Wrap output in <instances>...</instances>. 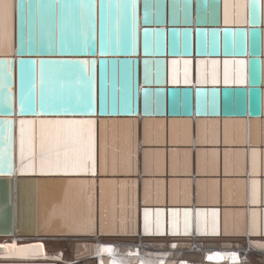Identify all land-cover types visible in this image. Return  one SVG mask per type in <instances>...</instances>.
<instances>
[{"label":"water","instance_id":"water-1","mask_svg":"<svg viewBox=\"0 0 264 264\" xmlns=\"http://www.w3.org/2000/svg\"><path fill=\"white\" fill-rule=\"evenodd\" d=\"M25 5L22 14L16 16V57L0 56V62L11 61L8 65L0 63V74L8 73L5 86L0 87V150L7 149L12 154L14 170L7 174V166L2 169L1 181L17 176V65L23 78L32 64L23 63L36 59L45 60H83L94 59V87L88 103L91 108L98 106L101 116H130L142 112L144 115L157 116H225L261 118L264 115V53H263V1L251 0L249 25L225 26L223 22V0H21ZM95 6L93 16L92 5ZM135 6V13H133ZM22 23V27H21ZM257 23L259 26L257 27ZM148 30L146 37L145 32ZM134 32L138 35V55H132ZM235 32L236 35H231ZM247 32V35H241ZM146 39L152 53L142 55ZM107 48L109 44L121 54L101 57V43ZM87 44L94 50V55H56L53 49L59 47H80ZM22 49V50H21ZM29 49L32 53L29 54ZM39 53L37 55L36 53ZM163 53V54H162ZM145 59L151 60V83L145 81ZM173 59L193 60L192 84L171 83V61ZM200 59H245L248 61V84L225 85L223 83V63L220 65L218 85H198L197 64ZM18 61V62H17ZM103 61H108L107 71ZM129 61L131 72L129 76ZM20 62V63H19ZM33 66V65H32ZM181 79L183 66H180ZM21 79V77H20ZM98 84V98L95 97V83ZM142 89L150 91L148 112L145 111V95ZM219 93L217 103H211V96L198 97L197 90ZM129 93L132 98V113L127 109ZM11 98V105L9 99ZM7 118L16 121L12 125L11 142L8 140ZM30 118V117H28ZM57 119L59 117H48ZM64 119V118H59ZM71 119V118H68ZM251 149H256L255 147ZM7 155V152L5 153ZM32 177V176H31ZM37 177H60L93 180L87 175H50ZM227 177H208L206 180L219 181L221 195L218 203L197 202V178L183 176H100L95 184V232L104 234L109 222H113L107 208H103L101 199V181H116L118 190L114 209L116 235L136 236L142 230L144 210L164 209L167 224L170 226L172 209H190L193 212V230H195V213L199 209L211 211L218 209L221 216L224 179ZM236 179L237 177H229ZM128 181L127 198L122 205L121 190L125 189L123 181ZM191 181L192 193L189 203L180 199L179 203L171 201V182ZM145 181H150V202L145 203ZM157 181H163L162 198L158 197ZM7 183V182H6ZM8 186L9 183H8ZM14 187V184H13ZM92 185L89 183V189ZM10 189V188H9ZM9 194V192H8ZM10 196V194H9ZM163 201V202H158ZM249 203V201H248ZM141 205H143L141 207ZM231 208L235 204H230ZM233 206V207H232ZM13 214V206L10 207ZM264 212V207H262ZM103 213L104 227L100 223ZM110 217V218H109ZM127 219V234H122L123 224ZM108 219V220H107ZM112 224V223H111ZM222 224V222H221ZM220 230L223 234V227ZM7 230V229H6ZM237 235V234H233ZM262 235V234H261ZM261 235H251L259 237ZM264 235V234H263ZM0 264H53L35 262H0Z\"/></svg>","mask_w":264,"mask_h":264},{"label":"bare ground","instance_id":"bare-ground-1","mask_svg":"<svg viewBox=\"0 0 264 264\" xmlns=\"http://www.w3.org/2000/svg\"><path fill=\"white\" fill-rule=\"evenodd\" d=\"M263 1V47H264V0ZM5 3H10L13 5L11 24L8 29L7 35L0 30V56L6 57H16V0H0V7ZM15 28V43L13 39ZM264 53V48H263ZM152 53L151 55H155ZM163 54V53H162ZM146 55L143 51L139 57ZM264 57V56H263ZM18 60V59H17ZM18 62V61H17ZM20 63V62H19ZM29 72L27 78H23L20 66L17 65V116H22V119H53L48 117H55L53 115L37 117L28 111H22V106L25 108L35 102L39 105L41 102V97L48 99L50 102L59 101L61 104V111L66 107L69 109L68 115L61 116H94L87 113H92L91 107L88 103L92 97V87H94V80L89 83L87 80L84 81L83 88L81 87V82L78 77V73L68 67L64 66L62 69L59 65H47L46 74L43 83L40 80L38 71H34V66H29ZM83 67V66H81ZM21 77V79H20ZM68 84V88L63 87V83ZM38 85V87H34ZM264 86V82H263ZM37 111L40 109L36 107ZM75 110L76 114H73ZM96 114V112H95ZM30 117V118H28ZM66 119V118H64ZM19 120L17 118V165L18 171L17 176L23 178L15 177V182L13 179H8L7 181L0 180V257L4 256L1 248L6 249L11 252L10 256H19L23 259L17 260H1L0 262H35V263H50L57 262L62 254H66L68 261L71 264H97L96 256L105 257L106 254L104 248H114L111 246L113 243L110 239H100L98 237L99 233L95 232V207H94V197H95V184L100 176H198V175H231L230 177H237L236 179H230L229 177L224 179L223 185V199L225 206H221V216L220 224L223 227V233L225 231L226 220L231 225V231L235 232L241 219L245 222L244 235L240 236L239 242H241L245 247H247V240L251 237V211L256 209L262 214V207H264V115L261 118H241V117H225L223 122L221 119H202L199 118L197 121V144L199 143L200 121H207V137L211 142L212 139V121H219V134L223 129L225 138V121L230 123L228 127V136L232 143L229 145H237L238 148L228 150L230 153V168L229 173L225 174V164L224 172L220 171L218 174H213V169L211 165V152L213 150L196 149L197 158V172L194 174L191 168L194 152L192 148H177L180 145H191L183 143L185 135V125L184 121H191V137L193 132V121L191 118H173L171 119L170 125L167 124L166 119H146L150 121V131L152 133L151 138L153 140L152 144H145L143 138L142 144V161L143 168L138 167L136 164L139 156V142L137 139V132H133L131 127V147H132V171L131 174H125L123 160L125 158V145L126 137L129 129V125L123 119L121 120H111L107 128H102L100 132V147H99V133L96 130V147H97V171L96 177L93 180H83V179H73V178H60V177H37V176H50L41 175L37 173L36 175H20V159H19ZM145 120V121H146ZM179 121L176 125L177 135L181 143H172V121ZM157 121H163V130L169 128L171 134L169 150L167 147L163 148L164 143L157 144L156 141V130L160 125H157ZM239 121H246V124L241 125ZM132 123V122H131ZM134 124V123H133ZM135 129L139 127L137 122H135ZM144 128V125H143ZM133 135V136H132ZM246 141L241 143L240 141ZM247 141L250 142L249 145L255 147L259 152L258 157V168L259 174L254 176L252 173V150L247 148ZM107 145V172L102 171L101 156L104 150V145ZM225 144V143H224ZM226 145V144H225ZM173 146L175 148H173ZM113 148H115V157L117 161L116 174L113 175L112 172V158H113ZM150 151L152 153L151 160L152 166L150 173L145 172L144 168V152ZM173 151L179 153L176 157L177 168L176 174H173ZM204 151L209 155L207 157V166L204 169V174H201L200 168V157L199 152ZM219 152V150H216ZM157 152L164 153V167L163 174L161 175L157 171L156 160ZM186 153H190L188 157L185 156ZM225 153V152H224ZM249 154V162H248ZM190 161V166L185 169V160ZM168 161H169V172H168ZM225 161V157H224ZM249 171L250 178L246 176ZM190 173V174H187ZM59 175L62 174H52ZM32 176V177H31ZM93 176V175H87ZM256 179L260 181L258 186L259 196L261 203L259 205H253L251 203V181ZM110 181V180H105ZM217 181L214 179L206 180L201 177L197 178V202L198 203H211L214 204V200H218L221 195L220 183L214 185L212 182ZM228 182L227 184L225 182ZM7 182V183H6ZM203 182V183H202ZM8 183L10 186H8ZM89 183L92 185L91 190L89 189ZM14 184V187H13ZM101 187V199L103 201V208H107L109 211V216L113 215V199L115 200V206L117 202L118 190L115 184L105 183L100 184ZM10 188V189H9ZM186 189L189 191L186 192ZM162 186H158V197L159 200L162 198ZM174 185L171 182L170 195L171 201L173 202ZM176 199L184 200L186 194L190 197L192 193V182L190 185H185L184 181H180L178 185L175 186ZM10 196H9V194ZM125 189L121 190L122 205L124 204ZM231 200V203H225V200ZM243 201V202H241ZM249 201V203H248ZM230 204H235L233 208L229 206ZM11 206H13V214L11 212ZM143 205H141L142 207ZM115 209V208H114ZM155 211H153L154 213ZM183 212V211H181ZM226 213H231L230 217H226ZM240 213H244V217L240 216ZM110 218V217H109ZM108 220V219H107ZM153 220L155 217L153 216ZM183 217L181 216V233L183 232ZM111 223L107 224L105 227H111ZM167 223L165 215V225ZM104 227V226H103ZM170 230H171V214H170ZM7 229V230H6ZM197 233V232H196ZM96 235V236H95ZM199 235V234H197ZM200 236V235H199ZM96 238V240H94ZM19 239H27L26 243L29 244L26 248H21L22 242H18ZM121 242H138V239L132 237H122L118 239ZM191 238H179V239H166L164 242L166 244L177 242L176 244H171V248L178 246V252L189 251L187 257H191L194 261L192 264H221L226 261V258L222 256L221 252H215L216 249L208 250L205 253L204 247L209 246V243L202 238H198L195 242ZM164 242H159L156 240H148L147 244L151 246L163 247ZM25 243V242H24ZM250 246L253 248L249 259L250 264H264V238H259L257 241L249 240ZM211 246V245H210ZM250 247V248H251ZM103 248V249H101ZM209 256L213 259H209ZM261 257V260L258 258ZM86 258V260H82ZM263 258V259H262ZM238 258L233 259L237 261ZM215 261V263H212ZM144 264H156L155 261L150 258L143 259ZM180 261L173 260L169 261V264H178ZM186 264L185 260L181 262ZM99 264H108V260L105 259ZM112 264H124L121 260L117 259Z\"/></svg>","mask_w":264,"mask_h":264},{"label":"snow or ice","instance_id":"snow-or-ice-1","mask_svg":"<svg viewBox=\"0 0 264 264\" xmlns=\"http://www.w3.org/2000/svg\"><path fill=\"white\" fill-rule=\"evenodd\" d=\"M59 2V0H57ZM251 6V0H223V22L227 28V26L236 24V25H249L251 24V19L249 16V10ZM25 5L21 2V0H16L15 8L18 13L22 14ZM12 11L13 5L10 3H5L2 7H0V30H2L7 35L8 29L11 24L12 19ZM92 12L94 16L95 6L92 5ZM133 13H135V6H133ZM259 26V23L256 25ZM22 27V23H21ZM145 35L147 37L148 30H146ZM231 35L235 36L236 33L232 32ZM241 35H247V32H242ZM133 47L131 49L132 55H138V35L134 32L133 35ZM22 50V49H21ZM32 49H29V54L32 53ZM54 54L56 55H94V50L89 49L88 45L85 44L83 48L80 47H59L58 49H53ZM145 53L146 55H151L150 45L146 39L145 43ZM39 55V53H36ZM119 55L121 54L120 50L114 49L111 44L106 48L101 43L100 55L104 57L106 55ZM0 63H6L8 65V73L11 72V61H4ZM23 63H30L34 66V71H38L41 82L43 83L46 67L47 65H59L63 69L64 66H68L74 69L78 73L79 80L81 82V87L83 88L84 81L87 80L91 83V80L94 78V65L97 63L94 59H83V60H45V59H36L31 61H23ZM129 63V76L131 72V61ZM193 60L191 59H173L171 61V83L176 85L181 82L185 85L192 84L193 77ZM223 63V83L225 85H244L248 84V61L245 59H226L223 62L220 60L212 59H200L196 62L197 68V83L198 85H208L211 84L213 86L220 84V65ZM105 66V72L107 71L108 61H103ZM145 81L146 83H151V64L152 61L145 59ZM183 66L182 79H181V70L180 66ZM83 66V67H81ZM8 73L0 74V87L5 86L4 81L7 78ZM34 87H38V85H34ZM63 87L68 88V84L66 82L63 83ZM145 95V111L148 112V99L150 97V91L148 89H142ZM198 97H208L211 96V103L215 105L217 103V97L219 93L216 91L209 92L203 91L201 89L197 90ZM11 98L9 99V104L11 105ZM92 105L89 104V107ZM38 107L40 110H35ZM61 109V104L59 101L50 102L48 99L41 97V102L39 105H36L35 102L31 105H28L26 108L22 106V111L31 112L34 116L43 117L48 115L60 116V115H68L69 109L64 108L63 111ZM127 109L130 114L132 113V98L129 93L127 98ZM73 114H76L75 110H73ZM89 115H95V112L87 113ZM0 119H4L0 117ZM5 123L8 125V140L9 144L11 142L12 135V125L16 123L15 120L11 118H7ZM104 124L107 121L103 122ZM129 125V129L126 137V145H125V158L123 160V166L125 170V174H131L132 171V147H131V121L126 122ZM150 121L144 122V143L152 144L153 140L151 138V131L149 128ZM158 127L156 130V143L161 144L164 143L163 136V121H157ZM180 123L179 121L173 120V129H172V143L179 144L181 143L180 139L177 135L176 125ZM185 135L183 143L191 144V121L185 120ZM207 121H200L201 129H200V144L209 143V139L207 137ZM229 121H225V138L224 143L230 144L233 141L229 139L228 136V127ZM241 125L246 124V121H239ZM213 129H212V139L211 143L218 144L219 143V121H212ZM19 159H20V167L19 173L20 175H36L37 173L41 175H52V174H62V175H96L97 171V147H96V121L94 119H20L19 120ZM241 143H245L246 141L241 140ZM138 151V149H137ZM7 152V155L5 153ZM173 174H176L177 168V159L176 157L179 155L178 152L173 151ZM190 153H186L185 156L188 157ZM208 153L204 151L199 152L200 157V168L201 174H204V169L207 166V157ZM259 152L256 149L252 150V173L254 176L259 174L258 168V157ZM152 153L150 151L144 152V168L145 172L150 173V169L152 166L151 160ZM156 167L157 171L162 175L163 167H164V153L157 152L156 153ZM212 160L211 165L213 169V174H218L219 172V152L213 150L211 152ZM230 153L228 150H225V174L229 173L230 168ZM7 166L8 172L7 174H12L14 170V165L12 163V154L7 149L0 150V175L5 174L2 169ZM101 165L102 171L104 173L107 172L108 160H107V145L105 143L104 150L101 156ZM116 157H115V148H113V158H112V172L113 175L116 174ZM190 166V161L185 160V169ZM190 174V173H187ZM110 183L115 184L116 181H101V184ZM125 188V199L127 198V187L128 181L125 180L122 182ZM150 181H145V203L150 202L149 195V186ZM163 181H157L158 185H162ZM174 185L173 190V203H179V200L176 199V190L175 186L180 182L177 180L172 181ZM185 185H190L191 181H184ZM203 183V182H202ZM214 185H218L219 181H213ZM228 183L227 181L225 182ZM260 181L253 179L251 181V203L253 205H259L261 203L259 196L258 186ZM189 191L186 189V192ZM163 202V201H158ZM185 204L189 203V197L186 194ZM214 202L218 203V200H214ZM243 202V201H241ZM225 203H231V200L226 199ZM115 200L113 199V215L112 220L113 223L110 229L105 234L116 235V225H115ZM165 210L157 209L154 213L151 209H145L143 213V233L145 235H165ZM244 213H240L241 217H244ZM153 216L155 220H153ZM181 216L183 217V232L181 233ZM231 213H226V217H230ZM195 230L197 234L201 236H219L221 235L220 230V214L218 209H212L211 211L199 209L195 213ZM102 230L104 226L103 213H101L100 220ZM127 219L125 218L122 234H127ZM193 232V212L190 209H184L183 212L179 209L171 210V234L172 235H191ZM225 235H244L245 231V222L241 219L240 223L237 226L235 232L231 231V225L226 220L225 223ZM251 234L252 235H261L264 234V214L256 209L251 211ZM104 251L111 252V248H106ZM230 257L235 256L234 253H226ZM209 259H213V257L209 256Z\"/></svg>","mask_w":264,"mask_h":264},{"label":"rangeland","instance_id":"rangeland-1","mask_svg":"<svg viewBox=\"0 0 264 264\" xmlns=\"http://www.w3.org/2000/svg\"><path fill=\"white\" fill-rule=\"evenodd\" d=\"M259 260H261V257L260 258H258ZM263 259V258H262Z\"/></svg>","mask_w":264,"mask_h":264}]
</instances>
